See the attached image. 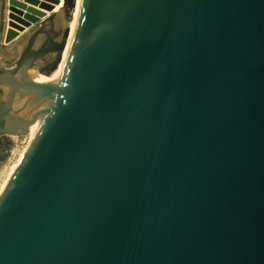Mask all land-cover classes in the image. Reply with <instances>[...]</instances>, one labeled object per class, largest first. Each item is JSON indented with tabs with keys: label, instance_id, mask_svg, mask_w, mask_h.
Segmentation results:
<instances>
[{
	"label": "water",
	"instance_id": "95a60500",
	"mask_svg": "<svg viewBox=\"0 0 264 264\" xmlns=\"http://www.w3.org/2000/svg\"><path fill=\"white\" fill-rule=\"evenodd\" d=\"M75 1L0 63V137L38 127L0 195V264H264V0H81L42 113Z\"/></svg>",
	"mask_w": 264,
	"mask_h": 264
},
{
	"label": "rangeland",
	"instance_id": "374dc122",
	"mask_svg": "<svg viewBox=\"0 0 264 264\" xmlns=\"http://www.w3.org/2000/svg\"><path fill=\"white\" fill-rule=\"evenodd\" d=\"M1 1L2 0H0V6ZM61 1L62 0H6L4 27L0 34V63L2 66L7 68L14 67L15 62L20 56V51H17L18 47L22 49L31 31L40 27L41 22L52 15ZM48 5L50 7H48ZM35 10L40 13L37 14ZM66 18L65 12H60L54 22V29L63 30L65 28L64 26H66ZM47 29H52L51 24L47 25ZM40 38L41 40L38 45L45 39L44 36ZM47 60L51 62L54 58L50 56ZM46 66L47 63L40 60L36 63L34 69H41ZM33 74L37 75L36 70ZM30 143L31 137L29 135H2L0 137V152L7 155L0 163V190L9 179L11 172Z\"/></svg>",
	"mask_w": 264,
	"mask_h": 264
},
{
	"label": "bare ground",
	"instance_id": "6f19581e",
	"mask_svg": "<svg viewBox=\"0 0 264 264\" xmlns=\"http://www.w3.org/2000/svg\"><path fill=\"white\" fill-rule=\"evenodd\" d=\"M63 2L64 0L61 1V3L59 4V6L53 11L56 12L60 7H62L63 5ZM48 7H50L48 5ZM80 8H81V0H76L75 1V8L74 10H72V12L70 13V16L69 18H66V26H64L65 28L66 27H70V37H69V46H68V49L67 51L65 52L64 54V59L65 60V64H64V71L62 73V76L59 80V83L57 86L53 87V88H50L49 90V95H48V99L44 101V103L42 105H36V109L37 111L39 112H42V113H45L47 112L54 104L56 98L58 97L61 89H62V86L65 82V79L68 75V71H69V68H70V64H71V60H72V57H73V53H74V42H73V34L78 26V23H79V14H80ZM48 9V8H47ZM35 12L38 14L40 13L39 11L35 10ZM52 13V14H53ZM64 19V18H63ZM64 28V29H65ZM41 40V38H39V40L36 42V46L38 45L39 41ZM21 48L18 47L17 51H20L21 53ZM62 71V68H58L55 72H53L49 77H41L40 80L41 81H46L48 82V85H53L54 81L57 80V78L59 77L60 73ZM48 88V87H47ZM37 125H34L32 124L30 126V132L29 135L31 137V141H33V139L35 138L36 136V133H37ZM27 150V149H26ZM26 150L24 151V153L26 152ZM24 153L22 154V156L24 155ZM21 156V158H22ZM20 158V159H21ZM20 161V160H19ZM19 163V162H18ZM18 163L16 164V166L14 167L13 171L11 172V175L13 174V172L15 171ZM10 175V177H11ZM9 177V179H10ZM8 179V180H9ZM8 180L6 181V183L3 185V187L1 188L0 190V195L4 189V187L6 186Z\"/></svg>",
	"mask_w": 264,
	"mask_h": 264
}]
</instances>
